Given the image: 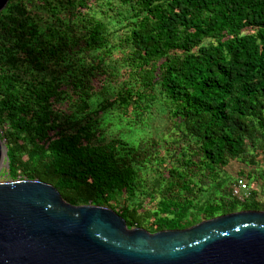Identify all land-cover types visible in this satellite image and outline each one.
I'll return each mask as SVG.
<instances>
[{
  "label": "trees",
  "instance_id": "obj_1",
  "mask_svg": "<svg viewBox=\"0 0 264 264\" xmlns=\"http://www.w3.org/2000/svg\"><path fill=\"white\" fill-rule=\"evenodd\" d=\"M105 6L114 12L104 13L107 24L94 11ZM123 20L114 43L108 24ZM0 69V89L31 85L28 97L0 91L8 180H40L71 205L116 210L129 228L151 233L264 211L252 187L264 182V0H9ZM94 91L107 95L104 108L118 106L115 128L132 133L148 126L160 97L186 146L167 150L164 166L157 142L101 138L86 103ZM13 115L27 118L29 139L14 133ZM233 161L249 170L221 180ZM158 166L151 184L142 170ZM239 179L243 199L233 194Z\"/></svg>",
  "mask_w": 264,
  "mask_h": 264
},
{
  "label": "water",
  "instance_id": "obj_2",
  "mask_svg": "<svg viewBox=\"0 0 264 264\" xmlns=\"http://www.w3.org/2000/svg\"><path fill=\"white\" fill-rule=\"evenodd\" d=\"M0 264H264V211L151 233L110 208L71 205L40 180L0 181Z\"/></svg>",
  "mask_w": 264,
  "mask_h": 264
},
{
  "label": "rangeland",
  "instance_id": "obj_3",
  "mask_svg": "<svg viewBox=\"0 0 264 264\" xmlns=\"http://www.w3.org/2000/svg\"><path fill=\"white\" fill-rule=\"evenodd\" d=\"M107 6L103 7L102 10L98 8H94V11L96 12V16L103 17L104 21L106 24L110 20L105 16L104 13H107L108 15H112L114 12L108 11ZM124 26H125V21L123 20L120 24H117L116 21H112L110 24H108V31L113 35V42L118 43V37L124 32ZM111 58H116V55L111 56ZM108 58V59H111ZM107 97V95H105ZM109 101L113 100V97L109 96ZM113 109L116 110L117 113L120 111L118 110V106L115 105L112 107ZM167 108L165 104L162 103V99L159 97L157 101L153 103V106L149 112L150 114V120L148 123V126L143 128L142 130L139 131H134L129 132L128 130L126 131V127L122 126L120 130L115 128V125H113L112 132L115 134L116 137H123L124 140L128 141L129 143L131 142H136L141 143L142 145L145 143H149L151 141L159 143V146L157 147V151L161 153V155L164 158V161L162 164L166 166L171 162L169 159L170 153L167 150L174 151V149H177L178 146H186V140L184 139H178L177 132L172 130V123L170 121V118L167 116ZM99 114V113H98ZM115 120L113 121V123ZM5 127H3V130ZM135 140V141H134ZM4 145L5 141L3 140ZM6 147V145H5ZM261 155H257L256 160H259ZM161 166L158 167H148L146 168L147 172L145 169L142 170V172H145L146 175H144L147 180L152 184L153 178L156 177L157 168L160 171V175L163 172V168ZM249 167L245 166L243 162L240 161H233L228 165V168L226 171H224L220 176L221 180H227L230 181L231 178H234L236 173L238 171H248ZM156 173H155V172ZM7 177L5 175V169L4 167L1 168L0 170V181H7ZM254 185L252 186L254 190L257 192V199L260 200L262 203H264V182L261 180H257L256 182L253 183ZM214 190L211 189L204 193L201 197V200H210L213 195H214ZM135 202H140L141 204L146 203L145 199H143L142 196H138ZM122 202L120 205H115L116 208L121 207ZM145 205V204H144ZM147 205V203H146ZM152 207V206H151ZM116 212V210H115ZM144 229V228H143Z\"/></svg>",
  "mask_w": 264,
  "mask_h": 264
},
{
  "label": "clouds",
  "instance_id": "obj_4",
  "mask_svg": "<svg viewBox=\"0 0 264 264\" xmlns=\"http://www.w3.org/2000/svg\"><path fill=\"white\" fill-rule=\"evenodd\" d=\"M5 76V70L0 69V80H2ZM0 84H5L0 82ZM8 88L12 89L13 94L20 91L22 97H28V89L31 88L29 81H21L15 80L8 84H6V89H0V91H6ZM25 102L29 104L33 109L36 108V101L34 98L25 99ZM86 103L88 105V110L93 113H99L96 126L94 131L99 132L101 138L107 139H115L116 136L112 132L113 121L115 120L117 123L118 113L113 108H104L105 104V96L100 91L90 92L86 98ZM8 123L12 127L14 133H19L26 139H29V133L27 127L23 125L26 123L27 118L24 120L18 119L16 115L8 117ZM121 141H123V137H120Z\"/></svg>",
  "mask_w": 264,
  "mask_h": 264
},
{
  "label": "built area",
  "instance_id": "obj_5",
  "mask_svg": "<svg viewBox=\"0 0 264 264\" xmlns=\"http://www.w3.org/2000/svg\"><path fill=\"white\" fill-rule=\"evenodd\" d=\"M233 194L239 199H243L248 195V186L242 179L236 181L233 188Z\"/></svg>",
  "mask_w": 264,
  "mask_h": 264
}]
</instances>
